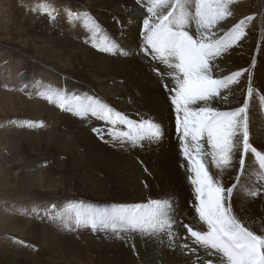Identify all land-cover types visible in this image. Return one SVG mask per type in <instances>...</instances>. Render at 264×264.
Wrapping results in <instances>:
<instances>
[{
  "label": "rangeland",
  "instance_id": "374dc122",
  "mask_svg": "<svg viewBox=\"0 0 264 264\" xmlns=\"http://www.w3.org/2000/svg\"><path fill=\"white\" fill-rule=\"evenodd\" d=\"M112 1L114 8L109 6ZM1 2L9 7L8 15H11V20L7 27L0 30V54L8 50L15 54V58L13 60L0 58V171L7 176L11 175L12 170V178L17 179L14 183L15 188L23 185L20 183L23 180L31 184V188L26 189L21 195L34 201H11V212H6L0 217L1 233L18 237L14 243L13 257L18 256L23 262L26 261L23 257L26 253L33 257L39 256V261L41 256L48 257L49 254L53 259L55 251L60 247L63 252L54 262L43 260L44 264H121L127 239L131 240L132 233H121L120 236H116L110 232H93L86 227L69 230L45 215L46 211L62 213L68 221L74 223L76 210L74 205L83 209L102 210L123 204L116 186V181L121 178L118 168L120 158L118 161L112 160L115 165L108 168V176L104 173L101 163L92 160L94 157H101L103 147L101 143L108 145L112 140L108 135L111 126L90 114L81 118L61 110L45 96L55 92L63 93L66 97H93L116 111H122L116 107L125 108L130 119H152L161 126L163 135L159 140L143 141L144 144L149 143L148 149H139L137 145L129 144L128 148L131 151H139L150 156L148 150L153 151L156 147H162L168 136L171 135L177 140L179 134L175 126L174 108L172 107L174 119L171 121L172 114L165 116L156 104L154 110L149 111V97L155 103L156 96L159 97L158 92L153 94L149 86L142 83L139 85L136 80L138 77L135 79L133 76H126L132 71L134 73L136 67L138 76L143 75L152 62L153 68L165 74L164 79L167 78L165 66L151 61L150 57L140 52L142 39L140 33L146 12L137 0H1ZM261 2L264 0H234L230 5L233 15L220 22L218 29H214L218 35H222L240 19L254 16L245 25L246 35L243 39L221 55L222 63L231 69V72L247 68L249 64L247 59H255L254 56L264 53V4ZM45 4L56 10L54 20L43 12L41 6ZM67 10L90 15L102 26L103 31L93 38L82 20L69 21L66 16ZM20 18L24 19V23L18 25L16 20ZM133 26L136 27L135 31L130 34ZM255 28L260 29L258 33H253ZM105 38L109 43L114 41L120 45V51H100L99 48L105 45ZM25 40L30 42L28 46L23 47ZM33 44L39 48L35 49ZM214 63L219 67L220 57ZM261 64L264 70V63ZM218 67L214 69V76L218 74ZM152 69L149 68V71L154 74L157 86L160 76ZM94 72L99 75L108 72L125 75V79L119 84L122 90L119 86L118 89L121 94L124 91L128 96L119 98L103 95L99 91L102 87L101 81L92 75ZM252 73L255 76L257 73V78H261L258 69L252 70ZM80 80L84 83L79 84ZM167 80L170 81L169 78ZM243 81L244 79L240 77L238 84ZM171 83L170 81L169 86ZM114 84L110 82L109 86ZM73 86L75 88L77 86L79 90L75 92ZM233 87L234 85L229 90H222V96L228 95ZM161 90L164 102L168 101L167 91ZM254 90L256 91V87ZM244 100L234 108L240 107ZM226 103L223 99L217 98L212 107L218 108ZM45 105L55 111L43 112ZM251 105L257 107L259 112H264L263 98L252 101ZM225 110L231 108L227 107ZM29 121L37 124L43 122V126L29 127L26 123ZM52 125L56 127L52 129ZM93 128L104 129V138L101 139L93 132ZM119 130L127 129L121 127ZM48 137L55 142L54 147L47 146L45 139ZM206 147L205 144V150ZM55 149L66 150L70 157L59 158ZM206 161H210V157H206ZM28 164L32 168L26 166ZM34 164L41 166L36 174H31L35 170ZM214 168L210 166V169ZM238 170V162L233 160V165L225 168L223 172L233 177ZM26 171L29 173L26 174ZM251 171L252 165L246 161V172L241 180L242 191L234 192L232 200L238 211L256 201L246 195L247 188L257 182L250 176ZM186 181L189 185L187 179ZM39 185H42V188L37 194H25L32 189L38 190ZM3 186L0 185V188ZM54 192L56 193L53 194ZM37 210L40 213L39 217L34 215ZM124 236L127 239H123ZM49 239H53L51 252L48 251L49 247H46ZM0 264H4L3 260H0Z\"/></svg>",
  "mask_w": 264,
  "mask_h": 264
},
{
  "label": "snow or ice",
  "instance_id": "6c2138e0",
  "mask_svg": "<svg viewBox=\"0 0 264 264\" xmlns=\"http://www.w3.org/2000/svg\"><path fill=\"white\" fill-rule=\"evenodd\" d=\"M234 0H137L146 12L140 33V52L151 61L165 66L171 86L165 84L170 105L175 111V126L179 134L180 151L187 161V180L192 188L194 202V228L173 216L170 199H150L147 203L117 204L108 209H83L74 205V223L62 213L46 211L53 221L73 230L90 228L93 232L141 233L146 236L168 237L169 246L176 248L177 232L174 227H183L189 234L186 239L198 246L204 256L197 255V264H264V217L247 223L233 210L234 192L242 191L241 180L246 172V157H254L258 165L257 182L248 187L246 195L255 200L264 197V150H258L250 142L249 101L246 98L240 107L223 111L212 107L217 98L227 101L222 90H229L239 83V78L248 75L247 96H253V64L224 76H214L218 66L214 61L237 45L246 35L245 25L254 16L240 19L227 32L218 35L220 22L233 15L230 5ZM42 10L55 19L56 10L42 5ZM69 21H83L92 37L103 31L102 26L90 15L67 10ZM194 25V31H193ZM222 31V30H221ZM103 52H119V46L105 38ZM99 47L98 45H94ZM127 54V53H122ZM161 80L165 74L152 69ZM43 95V93H42ZM61 110L81 118L89 114L111 128V142H130L133 146L145 140H159L161 126L152 119L133 120L93 97H66L63 93L45 96ZM202 105V106H201ZM29 127L43 126V122H26ZM121 127L127 130H119ZM101 139L104 129L93 128ZM205 144L210 150H205ZM239 152V170L235 183L225 186L221 179L209 171V163L222 174L233 165ZM210 157V161H206ZM147 171V169H145ZM34 215L39 217L37 210ZM254 224L258 227L254 228ZM19 243H24L19 241ZM182 252L197 254V247L185 243L179 245Z\"/></svg>",
  "mask_w": 264,
  "mask_h": 264
},
{
  "label": "bare ground",
  "instance_id": "6f19581e",
  "mask_svg": "<svg viewBox=\"0 0 264 264\" xmlns=\"http://www.w3.org/2000/svg\"><path fill=\"white\" fill-rule=\"evenodd\" d=\"M113 4L114 1L110 2L109 6H112ZM115 4L117 8V3ZM262 4H264V2ZM8 8L9 7L4 5L3 2H1L0 0V30L7 27L11 20V15H8ZM4 10H6L5 13ZM16 21H18V25L24 23L23 18H20ZM133 27L134 29L130 34H133V32L135 31L136 27L135 26ZM140 28L141 27H139V30ZM259 30L260 29L255 28L253 29V33H258ZM133 37H135V35ZM29 42L30 40H25L23 47L28 46ZM33 47L35 49L39 48V46H37L36 44H33ZM14 55L15 54L13 52L10 53L7 50L0 54V58L3 60L6 58L13 60L15 58ZM254 58L255 59H247L249 63L248 67L252 65L253 60H255V66L252 70L254 71L255 68L258 69V71L261 74V78L259 77V75L258 77L261 80L257 78V73L256 76L255 74L252 73L253 75H252L251 85L253 88V96L252 97L247 96V88L249 85V81H248V75L244 74L243 76H241L244 79V81L240 84L234 85V87L230 90L229 94L226 95L228 97L226 101L227 103L221 105V107L219 106L218 108L220 110L226 111L225 109L227 107H230L232 110L234 109L235 106H237L244 99L247 98L249 101L248 117H249L250 142L253 144V146L257 147L258 150H264V112L263 113L259 112L257 107L251 105L252 101L257 100L258 98H263L264 100V70H262L261 68L262 65L261 63H264V53L261 52L256 57L254 56ZM220 61L221 63L219 64L218 67L217 76H224L230 74L231 69L227 68L222 63V56H220ZM149 64L150 65L147 71L143 75L138 76V70L136 67L134 73L132 71L130 73H127L126 76H133L135 77V79L136 77H138V79H136L138 81V84L140 85L142 83L146 86H149L153 94H155V92L157 91L159 97L156 96L155 103L149 97L148 110L149 111L154 110L156 104L160 108L161 112L165 113V116H169L170 114H172V118H170L171 121V119H174L172 106L170 105L169 99L168 101L164 102L162 95L163 92L161 90V89H165L164 85L165 84L169 85L170 81H168L167 78L163 80L159 78L158 84L156 86L154 74L152 73V71H149V68L152 69L154 64L152 62H150ZM232 68L235 69L237 67H232ZM92 75L101 81L100 85L102 87L101 90L99 91L103 95L105 96L108 95L112 97L115 96L119 98L128 96L124 91H122V94L119 91V89L122 90V88L119 86V84L121 83L120 81L122 79H125V75H116L113 72H108L102 75H99L96 72H94ZM67 82L69 81L67 80ZM110 82L115 83L116 86L115 84L114 86H109ZM78 83L79 84L84 83V81L80 80ZM255 87H256V91L257 90L260 91L257 92L259 95L254 90ZM73 88L75 92L79 90L77 86L76 88L73 86ZM67 95L69 94L67 93ZM114 99L116 101V98ZM214 102L215 100L212 102L211 106L213 105ZM116 108L117 109L120 108L122 110L121 111L122 113L128 115V112L125 110V108L123 107H116ZM49 111H55V110L50 108L48 105H45L43 108V112H49ZM55 127H56L55 125L51 126L52 129H54ZM45 140L47 141L48 147H50L51 145H53L54 147L55 142L50 137H48V139ZM129 144L131 143L125 142L121 145L120 143H113L111 141L108 142V145L101 143V145H103L101 150V157H94L92 159L93 161L101 163L104 173L108 176V168L112 167L113 164L115 165V163L112 160L118 161L120 158L118 163V168L121 174V178H118V180L116 181V186L119 190V195L123 199V204L147 203L150 199L168 198L173 203V209H174L173 216L177 218L179 221H182L184 224H188L189 226L196 228L197 221L193 219L194 208L192 207L194 202V196L190 184L188 185L186 181L188 175V172L186 170L187 161L184 159L180 151L179 135L177 140L170 135L167 138H165L162 147H156L153 151L149 149L148 153H151L150 156L143 155L139 151L129 150L128 148ZM148 145L149 143L144 144V142L142 141L141 144L137 146L139 149H148L147 148ZM206 150H210L209 146L206 147ZM55 152L57 153L59 158L68 159L70 157L69 152H67L66 150L55 149ZM238 160H239V152H237L236 156L234 157V161L238 162ZM246 161H248V163H251L252 165V171L250 173V176L257 180L258 165L256 164L254 157L249 155L246 157ZM26 166L32 168L29 164ZM39 166L41 165L34 164L35 170L31 174H36L39 171ZM210 166L212 165L209 163V171H212L211 173L214 176L221 179L225 186H231L232 183H235V179H234L235 176L233 177L229 176L224 172L221 174L219 170L215 168L210 169ZM145 169H147V171H145ZM10 172L11 175L9 174L6 176L3 174L2 171H0V185H4L2 189L0 188V212H3L0 213V217L6 212H11V208H10L11 201L22 200L21 202H23V200L25 201L29 200V198L27 199L24 198L23 195H21V193H23L26 189L31 188V184H28L25 180H23L20 182L23 185H19L18 187L15 188L14 183L17 182V179H13L12 170H10ZM27 172L28 171H26V174ZM41 188L42 185H39L38 190L35 191L32 189L25 194L35 195L41 190ZM55 193L56 192H54L53 194ZM29 201L34 202L32 200ZM232 206L234 212H236V214L240 216L242 219H244L247 223H252L253 221H259L260 218L264 217V197L257 198L256 201L247 204L240 211L236 210V207L233 204V202H232ZM30 225H32V221ZM253 226L254 228L258 227V224H254ZM1 227L2 224L0 219V260H3L4 264H44L43 260L54 262V260L63 252V250L60 249L59 247L55 251L53 259L51 257V254H49L48 257H46V255L41 256L40 257L41 261H39V256L33 257L31 254L27 255L26 253L23 255L26 261L23 262V260L20 259L18 256L16 258L13 257L15 255L14 243L16 242L18 237L17 236L13 237L9 234H5V232L1 233L2 232ZM173 230L178 234L175 240V243L177 244L176 248H172L169 246L168 237L165 235H160L159 237H153V236H146L141 233H132L131 240H128L124 236L123 239H127V243H126V247L124 248V253L122 254L121 264H197V255L203 257L204 256L203 251L200 250L198 246L192 244L191 240L185 238L189 235L187 233L186 228L174 227ZM185 243L189 244L190 247H197V254L192 255L191 253H188L186 251L182 252L179 245ZM2 244H4V246ZM52 244H53V239H49V241L46 244V247H49L48 250L49 252H51L52 250L51 248Z\"/></svg>",
  "mask_w": 264,
  "mask_h": 264
}]
</instances>
